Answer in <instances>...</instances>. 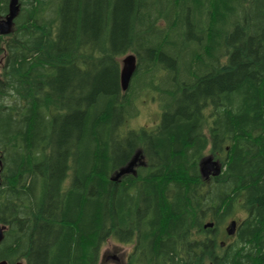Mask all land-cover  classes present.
Segmentation results:
<instances>
[{
  "label": "trees",
  "instance_id": "1",
  "mask_svg": "<svg viewBox=\"0 0 264 264\" xmlns=\"http://www.w3.org/2000/svg\"><path fill=\"white\" fill-rule=\"evenodd\" d=\"M20 2L0 34V260L99 264L113 236L126 264H264V0ZM138 90L152 128L130 125Z\"/></svg>",
  "mask_w": 264,
  "mask_h": 264
},
{
  "label": "rangeland",
  "instance_id": "2",
  "mask_svg": "<svg viewBox=\"0 0 264 264\" xmlns=\"http://www.w3.org/2000/svg\"><path fill=\"white\" fill-rule=\"evenodd\" d=\"M127 55V54H126ZM125 55L122 57V59ZM121 59V65H122ZM3 63V54L0 53V67ZM142 94L139 100L136 102L137 112L131 117L130 125L133 127H146L152 128L160 121L161 117V108L159 101L154 98V93L145 94V91L138 90ZM208 138H210L209 133L206 131ZM213 155L211 152V144L206 149L204 158ZM246 216L244 208H238L233 215L227 219L221 226L229 227V224L232 219H242ZM218 239L220 241L230 242V238L220 233L218 229ZM133 248V244H126L118 241L115 237H110L102 247L99 264H126V259ZM25 262V261H24Z\"/></svg>",
  "mask_w": 264,
  "mask_h": 264
},
{
  "label": "water",
  "instance_id": "3",
  "mask_svg": "<svg viewBox=\"0 0 264 264\" xmlns=\"http://www.w3.org/2000/svg\"><path fill=\"white\" fill-rule=\"evenodd\" d=\"M21 8L20 0H9L8 5V13L4 18H0V34L6 35L12 32L15 19L18 17ZM137 68V58L134 53H129L125 55L122 59L121 65V87L124 91L128 90L133 75ZM138 154H136L135 158L127 165L120 168V170L116 173L113 180H118L119 177L126 173H135V165L137 162ZM201 173L204 177H208L210 175L218 176L222 172V165L219 160L214 159L212 155L204 158L201 163ZM211 225V224H210ZM237 222L236 220H232L229 224L228 230L229 233L233 234L236 230ZM7 228L6 224H0V245L5 237V230ZM0 264H12L7 260H0ZM13 264H26L25 262L19 260Z\"/></svg>",
  "mask_w": 264,
  "mask_h": 264
},
{
  "label": "flooded vegetation",
  "instance_id": "4",
  "mask_svg": "<svg viewBox=\"0 0 264 264\" xmlns=\"http://www.w3.org/2000/svg\"><path fill=\"white\" fill-rule=\"evenodd\" d=\"M6 16V15H5ZM4 16V17H5ZM0 18H3V17H0ZM214 156V155H213ZM215 157V156H214ZM214 159H217V160H219V162H220V164L222 165V162H221V160L219 159V158H214ZM213 176L212 175H210V176H208V177H205L207 180H209V179H211ZM245 212H246V214H247V211H246V209H245ZM243 219V218H242ZM236 221H237V226H238V224L240 223V220H238V219H235ZM219 231H220V233H223L224 235H226L227 237H229L230 238V242H232L233 240H234V237H235V233H236V230H235V232L233 233V234H231V233H229V230H228V227H223V226H220L219 227ZM219 234V233H218ZM224 242V244H229L230 242H226V241H222V243Z\"/></svg>",
  "mask_w": 264,
  "mask_h": 264
},
{
  "label": "bare ground",
  "instance_id": "5",
  "mask_svg": "<svg viewBox=\"0 0 264 264\" xmlns=\"http://www.w3.org/2000/svg\"><path fill=\"white\" fill-rule=\"evenodd\" d=\"M40 63V62H39ZM256 183V182H255Z\"/></svg>",
  "mask_w": 264,
  "mask_h": 264
}]
</instances>
